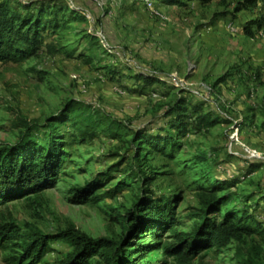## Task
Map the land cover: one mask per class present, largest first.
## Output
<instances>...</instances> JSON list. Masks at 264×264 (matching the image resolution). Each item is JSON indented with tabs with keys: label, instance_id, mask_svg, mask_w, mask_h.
Returning a JSON list of instances; mask_svg holds the SVG:
<instances>
[{
	"label": "rangeland",
	"instance_id": "374dc122",
	"mask_svg": "<svg viewBox=\"0 0 264 264\" xmlns=\"http://www.w3.org/2000/svg\"><path fill=\"white\" fill-rule=\"evenodd\" d=\"M10 1L55 3L51 12L65 21L45 37L51 49L0 63V149L16 145L25 125L44 129L61 118L70 101L85 105L87 115L154 133L180 101L190 112L204 103L203 113L217 122L198 134L186 132L171 157L133 145L131 135L118 142L102 133L87 138L61 127L66 156L54 186L0 206V226L16 231L11 244L0 245V264H17L25 233L57 234L74 225L92 239L119 241L123 229L118 218L145 194L129 180L133 174L156 200L172 202L182 235L194 233L196 215L206 210L204 197L217 179L234 181V187L216 196L235 200L221 208L217 221L226 209L243 210L264 201L261 3L247 10L244 0H183L181 5L160 0ZM139 74L165 84L144 87ZM137 152L147 159L142 165L134 161ZM145 177L151 178L148 186L142 184ZM100 179L99 202H75L78 190ZM154 242L153 236L141 235L129 251L140 264H264V234L194 258L165 256L154 250ZM176 242L173 234H161V244ZM68 251L58 242L39 264H57Z\"/></svg>",
	"mask_w": 264,
	"mask_h": 264
},
{
	"label": "trees",
	"instance_id": "16d2710c",
	"mask_svg": "<svg viewBox=\"0 0 264 264\" xmlns=\"http://www.w3.org/2000/svg\"><path fill=\"white\" fill-rule=\"evenodd\" d=\"M160 1L167 4H183V0ZM188 1L207 3L209 0ZM244 2V8L247 10L261 3V10L264 11V0ZM50 5L41 2L23 4L20 1L18 5H12L10 0H0V63L36 57L43 48H52L50 43H44V39L59 30L65 19L60 20L55 12H51V7L57 8L58 5ZM246 32H249L248 28ZM113 74L118 73L114 71ZM113 74L112 78L116 76ZM136 78L144 87L165 84L158 77L139 74ZM203 104L194 106L190 112L185 101L178 102L165 113L166 123L154 133L148 129L136 130L121 123H114L101 116L87 115L85 105L76 101L68 102L61 118L50 121L44 129L25 125L26 132L16 145L0 149V206L13 200L39 195L54 186L66 156L65 145L58 132L61 127H71L87 138H96L102 133L118 142H124L126 137L131 135L133 145H142L151 152L171 157L180 147L178 140L187 138L186 132L198 134L217 122L213 119L214 115L203 113ZM35 132L38 133L36 137ZM146 160L143 153L137 152L134 155L137 165H142ZM220 162L216 161V164ZM138 179L136 174H133L129 180L139 184L138 189L145 194L127 215L118 218L123 229L119 241L107 238L92 239L74 225L57 234L25 233L22 237L23 253L16 259L17 264H39L58 242L67 245L70 251L57 264H140L134 253L129 250L135 245L134 241L144 234L155 238L154 250L161 249L165 256L176 259L194 258L203 252L225 247L233 240L264 234V201L251 207L246 205L243 210L226 209L222 220H216V216L222 212L221 208H227L229 203L235 202L230 195L218 197L216 193L234 187V181L229 183L217 179L211 184L212 190L207 191L211 194L204 197L206 210L196 215V229L187 236L177 232L180 221L175 215L172 202L165 199L156 200L152 192L143 189L144 185H141ZM150 182V177L142 180V184L146 186ZM103 183L100 179L82 187L78 190L75 202H99V197H95V194L102 188ZM12 229L0 226V245L11 244L16 232ZM164 232L173 234L177 242L161 244V234Z\"/></svg>",
	"mask_w": 264,
	"mask_h": 264
},
{
	"label": "built area",
	"instance_id": "2783aa9c",
	"mask_svg": "<svg viewBox=\"0 0 264 264\" xmlns=\"http://www.w3.org/2000/svg\"><path fill=\"white\" fill-rule=\"evenodd\" d=\"M110 52H111V51H110ZM172 80H173V83H174V84L179 85L177 78H174V79H172Z\"/></svg>",
	"mask_w": 264,
	"mask_h": 264
}]
</instances>
